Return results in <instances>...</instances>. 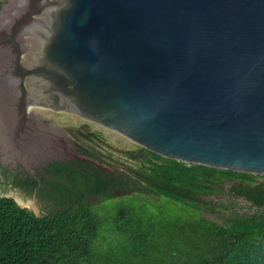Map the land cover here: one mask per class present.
<instances>
[{
	"label": "water",
	"instance_id": "1",
	"mask_svg": "<svg viewBox=\"0 0 264 264\" xmlns=\"http://www.w3.org/2000/svg\"><path fill=\"white\" fill-rule=\"evenodd\" d=\"M40 114L115 131L139 146L136 157L146 149L264 177V0H6L1 161L113 171ZM0 192L41 212L1 178Z\"/></svg>",
	"mask_w": 264,
	"mask_h": 264
},
{
	"label": "trees",
	"instance_id": "2",
	"mask_svg": "<svg viewBox=\"0 0 264 264\" xmlns=\"http://www.w3.org/2000/svg\"><path fill=\"white\" fill-rule=\"evenodd\" d=\"M144 161L134 178L80 164L94 177L73 174L71 190L58 184L55 201L38 199L41 215L0 195V264H264V183L252 186L255 175L146 149ZM0 178L3 191L19 188L25 199L37 188L1 167ZM236 179L233 194L253 205L214 220L204 216L205 196Z\"/></svg>",
	"mask_w": 264,
	"mask_h": 264
},
{
	"label": "flooded vegetation",
	"instance_id": "3",
	"mask_svg": "<svg viewBox=\"0 0 264 264\" xmlns=\"http://www.w3.org/2000/svg\"><path fill=\"white\" fill-rule=\"evenodd\" d=\"M40 115L43 118L52 121L54 125L65 126L78 152L100 160L101 163H105L112 167L113 171H109L102 167L93 165L97 169L101 168L99 170H101L102 173H104V171L112 172L116 175H122L124 178L130 177V175L132 178H134V175H140V172L137 169L143 167L145 161L144 151L141 156L136 157V154L140 149L137 144H135L134 147L126 145L123 148H117L108 141V137L105 136L101 129L103 126L86 121L78 116L72 115L78 119V122H75L74 124L62 125L57 124L53 119L44 117L42 114ZM126 139L129 140L128 138ZM80 164L89 163L58 159L45 163H17L12 166L4 164L1 161L0 156V167L5 169L9 177L20 180L22 185H30L32 182L37 183V188L33 191L32 196L36 201H38V199L41 200V198L45 199L47 196H50L51 200L55 201L54 189L56 190V186H58V184H63L65 190L66 188H70L69 190H71V187L74 188L75 186L70 184L69 181L73 174L83 176L84 179L94 177V173L91 168H87L85 165ZM254 179L256 183L252 186H257V183L260 184L264 177L255 175ZM236 182L240 184V180L238 179L234 181H226L222 183V186L216 187L212 194L205 196L207 205H204L202 208L206 209V213L210 214L215 219V217H219L221 214L225 215L226 213L228 214L237 210L240 213H244L248 210V207L253 205V203L245 196L233 194L234 189L236 188ZM244 185H246V182ZM69 190L67 189V191ZM225 195L228 196L226 197ZM240 197H244L245 200L251 202V204L240 200ZM54 206L55 203H53L50 207ZM255 207L256 206H254V209ZM39 210L41 211V209Z\"/></svg>",
	"mask_w": 264,
	"mask_h": 264
},
{
	"label": "rangeland",
	"instance_id": "4",
	"mask_svg": "<svg viewBox=\"0 0 264 264\" xmlns=\"http://www.w3.org/2000/svg\"><path fill=\"white\" fill-rule=\"evenodd\" d=\"M75 122H78V119H72L67 124H74ZM101 129L104 132L105 136L108 137V139H109L108 141L111 144H113L114 146H116L117 148H123L126 145L133 146V147L135 146V143H133L131 140H127L123 136H121L115 132L109 131L103 127ZM128 194H130V193H128ZM0 195L5 196V194H3L1 192H0ZM37 214L41 215L42 213L39 212Z\"/></svg>",
	"mask_w": 264,
	"mask_h": 264
}]
</instances>
